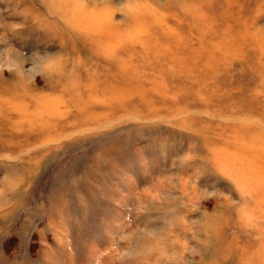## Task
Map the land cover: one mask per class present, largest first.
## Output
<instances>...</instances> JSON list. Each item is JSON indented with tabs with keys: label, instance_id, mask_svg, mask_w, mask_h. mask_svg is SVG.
<instances>
[{
	"label": "rangeland",
	"instance_id": "1",
	"mask_svg": "<svg viewBox=\"0 0 264 264\" xmlns=\"http://www.w3.org/2000/svg\"><path fill=\"white\" fill-rule=\"evenodd\" d=\"M0 264H264V0H0Z\"/></svg>",
	"mask_w": 264,
	"mask_h": 264
}]
</instances>
